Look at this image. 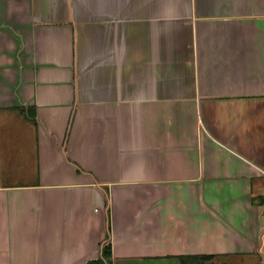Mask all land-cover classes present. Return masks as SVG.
<instances>
[{"label":"crops","instance_id":"0c3cea01","mask_svg":"<svg viewBox=\"0 0 264 264\" xmlns=\"http://www.w3.org/2000/svg\"><path fill=\"white\" fill-rule=\"evenodd\" d=\"M107 217L108 264H264V0H0V264Z\"/></svg>","mask_w":264,"mask_h":264},{"label":"trees","instance_id":"16d2710c","mask_svg":"<svg viewBox=\"0 0 264 264\" xmlns=\"http://www.w3.org/2000/svg\"><path fill=\"white\" fill-rule=\"evenodd\" d=\"M107 236L106 241L102 247V255L101 260L96 261L95 263H88V264H108V261L111 257V245H110V232H109V219L107 217ZM182 264H198L199 262L206 261L208 259V256H186V257H180Z\"/></svg>","mask_w":264,"mask_h":264},{"label":"rangeland","instance_id":"374dc122","mask_svg":"<svg viewBox=\"0 0 264 264\" xmlns=\"http://www.w3.org/2000/svg\"><path fill=\"white\" fill-rule=\"evenodd\" d=\"M187 264H189V263H187Z\"/></svg>","mask_w":264,"mask_h":264}]
</instances>
